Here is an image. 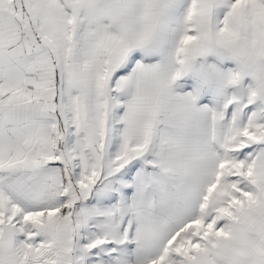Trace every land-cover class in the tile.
<instances>
[{
  "label": "snow or ice",
  "instance_id": "obj_1",
  "mask_svg": "<svg viewBox=\"0 0 264 264\" xmlns=\"http://www.w3.org/2000/svg\"><path fill=\"white\" fill-rule=\"evenodd\" d=\"M0 264H264V0H0Z\"/></svg>",
  "mask_w": 264,
  "mask_h": 264
}]
</instances>
